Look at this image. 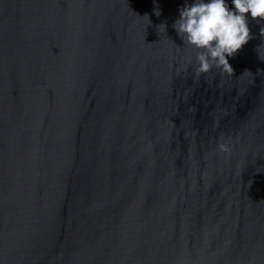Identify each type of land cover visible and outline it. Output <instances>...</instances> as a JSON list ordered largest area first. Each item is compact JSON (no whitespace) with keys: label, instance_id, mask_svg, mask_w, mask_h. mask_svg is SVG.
Listing matches in <instances>:
<instances>
[{"label":"water","instance_id":"95a60500","mask_svg":"<svg viewBox=\"0 0 264 264\" xmlns=\"http://www.w3.org/2000/svg\"><path fill=\"white\" fill-rule=\"evenodd\" d=\"M184 4L0 0V264H264V22L200 73Z\"/></svg>","mask_w":264,"mask_h":264},{"label":"clouds","instance_id":"9594fccd","mask_svg":"<svg viewBox=\"0 0 264 264\" xmlns=\"http://www.w3.org/2000/svg\"><path fill=\"white\" fill-rule=\"evenodd\" d=\"M250 20L264 22V0H185L172 26L195 50L198 72L218 67L232 73L229 58L252 39ZM161 25L166 30L167 25Z\"/></svg>","mask_w":264,"mask_h":264}]
</instances>
